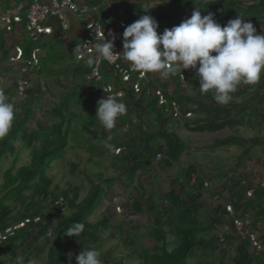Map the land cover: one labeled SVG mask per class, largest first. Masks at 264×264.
Listing matches in <instances>:
<instances>
[{"label":"trees","instance_id":"obj_1","mask_svg":"<svg viewBox=\"0 0 264 264\" xmlns=\"http://www.w3.org/2000/svg\"><path fill=\"white\" fill-rule=\"evenodd\" d=\"M150 1L153 0H133L132 2L127 0H113L112 2L109 0H84L89 7L98 6L97 18L103 20L102 24L106 30L116 24L115 21L121 22L123 24L119 29L121 35L126 26L139 19L138 15L141 12L148 13L150 10L154 12L152 16L159 25L157 32L162 34L165 28L170 29L179 25L185 18H189L197 7L202 16L212 13L214 19L222 26L239 14L246 22L250 21L253 24L257 34L263 33L264 0H249L248 3L242 0H157V4L152 9L146 5ZM32 2L33 0H0V13L11 10L13 13L19 14L21 17L20 26L25 28V13ZM0 26V65L3 62V67L5 63L7 64L12 50L18 45L24 60L33 59L39 64V67L33 70L34 84L45 72L48 74V78H58L59 76L65 78L69 74L71 77L73 76L72 86L62 92L59 102L52 105L46 113L49 123L44 125L37 121L35 131L28 130L26 125L31 119L32 111L27 108L26 103L33 92L32 89H28L26 91V99H28L25 102L20 101L24 107L15 115L11 131L6 137L0 139V161L8 154L15 153L16 142L21 147L25 146L29 149V163L26 166L18 167L15 170L11 166L2 173L0 234L6 227L19 224L26 217L39 218L37 222L31 221L23 224L12 235L0 240V264H4V255L7 253L14 256L16 252L26 250L29 255L35 251H42V245L36 241L44 238L49 232L48 230L51 232V241L46 264H62L61 239L70 226L74 223L84 224V231L78 237L89 241L95 238L93 233L99 228L98 223L90 222L88 217L100 201L103 189L97 183L104 175L100 172L93 173L89 169H83L82 175L91 185H89L85 197L77 202V189L72 192L70 188L50 190L52 181L45 174L53 161L65 156L66 149L68 145L71 146V142L76 143L84 133L100 124L96 118L98 103L94 101L95 94L90 88L84 86L85 77L89 74L92 65H88L85 59L79 62L75 61L70 49L64 48L63 40L54 32L46 41L39 39L37 42H32L27 34L21 33V37L17 40L16 36L7 35L1 24ZM121 40L115 35V48L123 45ZM78 42L75 40L71 45ZM35 48L43 51V56L39 57L37 53H34ZM8 70L7 65L5 71L9 73ZM99 74L104 81H112L113 76L105 62L100 63ZM151 74L148 73L146 76V79L150 81V86H163V93L169 102L173 101L178 104L182 113L188 111L194 115L183 121L179 119L177 121L168 116L167 111L165 112L163 106L158 105L150 93L146 94L144 90L139 97H136L134 91L128 89L125 96L120 99L121 101L119 100L126 105V114L117 118L115 127L108 130L110 134L103 130L99 131L102 143L109 142V149L104 151L105 154H113L112 151L114 152L116 148L120 150L117 155H113L114 166L117 169L124 168L130 174L145 173V169L149 174L156 154H163L162 162L166 167H169L170 164L177 162L183 153H187L190 146L177 132L168 129L170 121L181 124L187 130L199 133H213L232 127L233 114H239L238 116L242 120L254 116L256 120L264 122V72L261 74L259 83L245 85L241 90L238 87L227 104L217 103L212 92L206 94L200 92L195 69L182 70L181 74L178 70L175 75H171L163 81L152 78ZM180 75L183 80H180ZM167 80L173 87L170 91L167 90ZM139 81L142 88L146 86L145 79ZM14 82L15 78L6 81L3 86L0 84V90H3L6 96H11ZM46 87V83H42L41 86L37 84V89L40 92L41 88ZM189 88L193 94L189 93ZM80 112H83V115ZM137 114L144 115L145 121L148 122L147 129L142 128L140 116ZM137 116L138 118H136ZM79 118L80 122H76L77 125L74 126V122ZM84 121L85 124L82 123ZM125 125H128V130L125 134H121ZM149 129L150 131H148ZM108 137L111 139L109 140ZM35 141H38V144H35ZM244 141L229 136L225 139L213 140L209 147L213 149L224 145L242 146L241 144L247 143ZM258 141H262L264 146V139H251L252 143ZM90 148L102 153L101 145L90 144ZM248 155V151L245 149L242 152V158H246ZM70 165L72 172H75L77 165L74 163H70ZM199 170L200 168L195 163H189L182 168L179 178L174 180L175 187L163 194V201L167 206L163 208L162 213L155 210L154 194L143 190L141 185V191L136 189L139 199H133L131 206L135 212L144 210L151 214L152 229L150 232L152 242L154 241L153 244L138 250L137 255L142 260V264H190L189 259L197 255L196 250L199 252L213 251L216 250L218 241H224L222 235L219 237L212 235L209 238L204 236L212 228L223 225H228V230L237 240L232 256L228 257L226 251H223L222 257L216 262L201 260L193 264H264L262 261L264 259L255 254L248 242L239 238L232 231V221L227 218L222 203L216 204L206 219L202 218L205 203L199 199L211 177L205 178L203 171ZM233 171L235 172L236 169ZM216 178L218 179L219 176L217 175ZM191 180L193 181L191 182ZM228 180V187L222 184L219 192L222 193L223 190L227 191L228 189L232 195L239 191V194L233 198L234 202L231 200L234 215L246 221V226L248 225V228L253 231L257 227L258 221L264 219V178L263 185L261 182L256 185L248 184V177L245 176ZM249 190H251V194L247 195ZM28 191L29 194L25 195V192ZM59 197L68 205L70 209L68 215L61 214L62 207L55 204ZM41 203L47 204L48 209L43 212L39 211ZM15 206L19 210L12 213ZM52 211H60V214L53 219V215H50ZM164 215L171 219V228L162 226ZM102 223H106L105 219L102 220ZM255 223L256 225H254ZM167 232L174 233L177 238L174 248L168 249L167 247ZM261 240L264 242V235H261ZM27 242L33 243V245L30 246Z\"/></svg>","mask_w":264,"mask_h":264},{"label":"rangeland","instance_id":"obj_2","mask_svg":"<svg viewBox=\"0 0 264 264\" xmlns=\"http://www.w3.org/2000/svg\"><path fill=\"white\" fill-rule=\"evenodd\" d=\"M113 1V0H109ZM132 2L133 0H127ZM249 2V0H242ZM157 0L147 2L146 5L152 9L156 4ZM154 12L151 10L148 13L141 12L138 15L140 18L143 15L152 16ZM153 17V16H152ZM187 19V18H185ZM1 28V26H0ZM116 37H118L116 35ZM122 39V36L119 37ZM123 43V40H121ZM3 67V63L0 65V84L4 85L6 81L17 78L16 62L11 61ZM16 63V64H15ZM9 67V73L5 71V68ZM73 77V76H72ZM71 74L67 77L59 76L58 78H48V74L43 73L36 84L32 87L35 88L37 84L40 86L42 83H46V88L36 90L32 97L27 101L26 97L21 102L27 101L26 106L32 111L31 119L27 123L28 130L36 129V122L40 121L42 124L49 123L48 115L46 114L52 105L57 104L61 99L62 92H65L67 88L72 86L73 78ZM61 82V83H59ZM245 85L241 84L240 90ZM189 93L193 94L189 88ZM59 92H61L59 94ZM19 100V101H20ZM238 101V100H236ZM21 102L15 105V115L18 114L19 110L22 109ZM261 103V102H260ZM261 105V104H259ZM83 115V112H80ZM140 116L139 114H137ZM194 114H192L193 116ZM239 115V114H238ZM237 114L232 115L234 123L230 128H224L220 131L209 133V132H193L185 129L181 124L176 122H169L168 129L178 133V135L190 146V150L187 153H183L177 162L170 164L166 167L162 159L163 154H156L152 161V170L149 174L144 169L145 173L137 172L136 174H130L129 171L124 168H115L113 160V154L107 153L109 142L102 143L99 131L103 130L110 134V131L103 128L101 124L97 127H92L89 132L84 133L80 140L76 143L71 142V146L68 145L66 154L62 159L53 161L50 164V168L46 170L45 174L52 181L50 190H59L70 188L71 192L75 189L78 190L77 202L82 200L89 190L91 185L86 177L82 175L83 169H89L93 173H102L103 178L98 181L97 184L101 185L103 193L99 203L94 208L93 212L88 217V220L93 223H98L99 228L95 231V238L91 241L86 239H80L79 237H68L64 235L62 237V264H69L68 254H72L71 264H76L75 257L83 250L89 248H96L101 253L102 264H142V260L138 258L137 252L140 248L147 247L153 244L151 239L152 229V217L151 214L142 211L135 212L131 203L133 199H139L137 196L136 189L145 190L151 194H154L156 203L154 205L156 212L162 213L163 208L167 206L166 202L163 201V194L170 189L174 188V180L179 178L182 168L189 164L195 163L200 168L199 171H203L204 177H211L206 183V189L204 190L199 200L205 203V210L202 214V218L206 219L216 204H221L227 201H233L234 196L239 194V191L231 192L227 189L219 192L221 185L228 187L230 178L236 179L240 177H248V184H257L262 182L264 178V146L262 141L252 143L251 139H264V122L256 120L254 116L246 117V120H242ZM138 116L136 118H138ZM135 118V121L137 119ZM143 129H147L148 122H146L144 115L140 116L139 119ZM80 122V118L74 122ZM85 124V121L82 122ZM80 127V126H79ZM73 128V127H72ZM232 128V129H231ZM81 129V128H80ZM150 131V129L148 130ZM112 134V133H111ZM121 134H125L121 131ZM229 136H234L239 141H244L246 144L242 146H221L219 148H211L209 145L213 143V140L225 139ZM126 137V136H124ZM126 139V138H125ZM38 144V141H35ZM92 145H101L102 153L99 151L91 150ZM16 151L14 154H8L3 160L0 161V185L3 182L2 173L8 169L14 167L15 170L18 167L26 166L29 163V149L25 146L21 147L18 142L15 143ZM248 151V156L242 158V152ZM100 150V151H101ZM159 155V156H158ZM70 163L77 165V170L72 172ZM238 166V168H236ZM236 169L234 172L233 170ZM148 172V171H147ZM223 174H226L225 176ZM211 175V176H210ZM219 176L217 179L216 176ZM176 178V179H175ZM94 182L95 180L92 179ZM140 182V183H139ZM142 183V184H141ZM140 185L142 188H140ZM240 192L241 189H239ZM216 191V192H214ZM29 194L25 192V195ZM217 196V199L214 198ZM246 200V199H245ZM19 206L18 204H16ZM38 208L39 211L43 212L48 209V205L41 203ZM145 206V204H143ZM253 210L252 208H250ZM19 210L16 206L13 208V212ZM21 210V209H20ZM70 213L69 207L61 211V214L68 215ZM60 214V211H52L50 215H53V219ZM250 214V212H249ZM104 217V218H103ZM105 219L106 223H102ZM165 215L162 217V226L165 228H171V219ZM169 221V222H168ZM256 225V223L254 224ZM225 225L220 227L212 228L207 234L206 238L212 235L223 236V242H217L216 250L199 252L196 250V257L189 259V263L193 264L201 260H211L216 262L222 257V252L226 251L227 256H232L234 245L237 244L236 238L232 233L224 229ZM257 229L262 235H264V219L259 220L257 223ZM46 236L36 241L42 245V251H35L29 255L28 250L23 252H16V255L10 254L4 255V264H15L16 257H24L25 264L29 260L35 261V264H46L48 258V251L50 250L51 235L50 230ZM167 247L168 249L174 248L177 244V238L174 233L167 232ZM30 246L33 245L27 242ZM35 244V243H34Z\"/></svg>","mask_w":264,"mask_h":264},{"label":"clouds","instance_id":"obj_3","mask_svg":"<svg viewBox=\"0 0 264 264\" xmlns=\"http://www.w3.org/2000/svg\"><path fill=\"white\" fill-rule=\"evenodd\" d=\"M75 1L78 5H87L84 0ZM96 7L98 11V6ZM68 14L69 13L65 12L67 23V28L65 30L57 29V26H52L51 32L42 34L40 39L46 41L50 39L54 32L62 40H65L68 33H70L68 31L71 27V24L68 22ZM71 16L77 20L76 22L79 25V29L77 34H74L69 39H71L72 42L75 40L79 42L74 45H71L70 43L66 49H70V53L74 60L79 62L81 60L76 59L75 52L78 45L81 43L82 34L80 31L83 29V26L82 22H80L74 15ZM115 22L116 24L110 26V28L112 27L111 32L108 33L110 39L106 42L105 38L102 37L101 41L95 45V53L98 54L99 57L111 60L113 57L122 56L126 61L130 62L134 69L145 73V76H147L148 73H152V78L161 79V81L169 78L171 75H175L178 70H180L181 74L182 70L195 69L196 78L199 81L198 88L200 92L205 94L212 92L214 100L219 104H227L231 101L232 94L238 90V87L241 84L255 85L259 83L261 74L264 72V33L257 34V30L253 24L250 21L246 22V20L239 14L236 18L229 20L222 26L214 19L212 13L202 16L200 9L197 7V9L191 13L189 18L182 20L179 25L173 26L170 29L165 28L162 34H158L157 32L159 27L158 22L150 15H143L138 20L124 28L122 33L123 45L117 48L123 51L122 54H114L115 35L122 27L119 25L121 22ZM16 46L18 47V45ZM18 49L20 50L19 47ZM35 49L40 51V55L37 53L39 57L43 56V51L39 48ZM16 52L17 51L14 48L10 58L15 57L17 54ZM81 55L84 57L82 60L85 59V62L88 65H92V67L97 61L96 55L85 56L84 53H81ZM20 57L22 58L21 50ZM17 68L16 65V76L18 71ZM91 70L85 77L84 86L90 88L95 94L94 101L98 103L96 118L104 129L111 130L115 127L117 118L126 114V105L123 102H120V99H122L125 96L126 91L131 88L126 90L123 89L124 94L121 97H111L108 95L106 99H100L99 93L93 89L95 84L99 83H96L93 79H89ZM119 78H112V81L103 80V83L112 84L114 86V92H116V90L121 89V85L124 86L125 84H128L122 82ZM16 79L17 78H15V80ZM180 80H183L182 75H180ZM33 81L34 79L29 81L24 96L18 98L15 102H10V96H6L3 90H0V139L6 137L13 127L15 105L26 97V91L28 89L33 90L32 94L38 90L37 86L35 88L32 87L34 85L32 84ZM148 82L149 84H146L145 82L146 86L143 87L140 93L137 94L134 92V94L136 97H139V95L145 90L146 94L150 93L152 98L157 101L158 97L153 91H150V81ZM166 82L168 83L167 90H172L173 87L171 83L168 80ZM153 88L159 90L164 96L166 104H159L158 101L157 103L159 106H163L164 111H167L168 116L172 117V119L183 121L184 119L192 117V113L188 111L182 113L180 108L177 117L170 115L167 106L170 105L171 101L169 102L165 97L163 86L153 85ZM12 95H14V86ZM30 97H32V95H30ZM187 113L190 115L186 116ZM127 130L123 132L125 133ZM108 139L110 140L111 137H108ZM117 149L118 151L116 152ZM119 152V148L114 150L116 155ZM261 183L263 185V180ZM250 192L251 190L247 191V195H250ZM216 197L217 196H214V198ZM60 198L61 197H59L57 201ZM227 204L232 207L233 216H235L234 207L231 201L222 203L225 213L228 216L227 218L231 219L226 211ZM59 207H62L60 210L64 211L68 208V205L63 202ZM84 228V224L74 223L66 230L64 235L76 238L84 231ZM224 229L228 230V225H225ZM253 232L259 235V238L261 239L262 234L257 229H253ZM220 241H222V239H220ZM100 257V251L93 247L83 249L75 257V260L76 264H102ZM68 259L69 264H71V253L68 254ZM15 264H25L24 257H16ZM27 264H35V261L29 260Z\"/></svg>","mask_w":264,"mask_h":264},{"label":"built area","instance_id":"obj_4","mask_svg":"<svg viewBox=\"0 0 264 264\" xmlns=\"http://www.w3.org/2000/svg\"><path fill=\"white\" fill-rule=\"evenodd\" d=\"M97 7H89L85 4L78 5L75 0H33V2L27 7L26 10V24L25 28L20 26L21 17L17 13H13L11 10H5L0 13V24L2 25L4 31L7 35L16 36L17 40L21 37V33L27 34L29 39L32 42H37L42 34L50 33L52 26H57V29L65 30L67 28L66 15L65 12L69 15H74L80 22H82L83 29L80 31L82 34L81 43L78 45L76 50V59L82 60L84 57L81 53L87 55H96L97 61L93 64L89 79H93L96 83L94 90L99 93L100 99H106L107 96L111 97H121L124 92L129 87L135 92L140 93L142 87L140 84V79H145L146 84H149L146 79L145 73L136 70L132 67L130 62L126 61L122 56L113 57L111 60L103 59L95 53V45L99 43L102 37L105 38L107 42L110 39L108 33L111 32L112 27L106 31L102 24V19L97 18L96 16ZM120 26H123L122 23H119ZM264 33V29H263ZM92 47L89 48L87 46ZM16 56L10 58L11 61L16 62L17 65V79L15 80L14 85V95L10 96L9 101L15 102L18 98L24 96V92L29 85V81H32L35 77L33 73L35 68H38V62L33 59L24 60L20 57V50L17 46ZM35 53L40 55L38 49H34ZM123 51L117 48H114V54H122ZM101 62L107 64V68L110 70V74L113 76V79H121L122 82L128 83L124 86L121 85L120 88L114 92V86L112 84L103 83V78L99 74V65ZM153 88V86H151ZM150 88V91H153L154 94L158 97L159 104H166V100L162 93L155 88ZM113 94H112V93ZM167 110L170 115L177 117L179 115V107L175 102H170V105L167 106ZM190 114L187 113L186 116ZM128 125H125L123 131H126ZM118 149L116 150V152ZM193 180H191L192 182ZM56 205H62L63 201L60 198L55 203ZM226 211L231 217L232 229L239 238L245 239L249 242L250 248L255 252L256 255H259L264 259V242L259 238V235L254 233L248 225L247 222L241 218L233 216L232 207L227 204ZM38 217L33 219L26 217L23 222L6 227L4 232L0 234V240H4L6 237L12 235L14 230L20 228L23 224L30 223L31 221L37 222Z\"/></svg>","mask_w":264,"mask_h":264},{"label":"crops","instance_id":"obj_5","mask_svg":"<svg viewBox=\"0 0 264 264\" xmlns=\"http://www.w3.org/2000/svg\"><path fill=\"white\" fill-rule=\"evenodd\" d=\"M68 16H69V21L68 22L71 24L70 30L68 32H70L71 34L68 33V35L66 36L65 40H63V46H64L65 49L70 43H72V40L69 39V38H71L74 34H77L78 29H79V25L76 22L77 20H75L74 17L69 15V14H68ZM116 35L118 36L117 38L122 36L119 31L116 32Z\"/></svg>","mask_w":264,"mask_h":264},{"label":"bare ground","instance_id":"obj_6","mask_svg":"<svg viewBox=\"0 0 264 264\" xmlns=\"http://www.w3.org/2000/svg\"><path fill=\"white\" fill-rule=\"evenodd\" d=\"M96 4V3H95Z\"/></svg>","mask_w":264,"mask_h":264}]
</instances>
